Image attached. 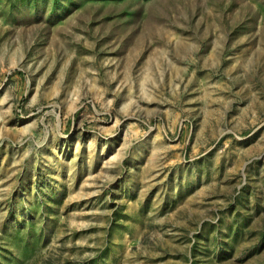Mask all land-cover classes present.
Listing matches in <instances>:
<instances>
[{
  "label": "rangeland",
  "instance_id": "1",
  "mask_svg": "<svg viewBox=\"0 0 264 264\" xmlns=\"http://www.w3.org/2000/svg\"><path fill=\"white\" fill-rule=\"evenodd\" d=\"M0 264H264V0H0Z\"/></svg>",
  "mask_w": 264,
  "mask_h": 264
}]
</instances>
